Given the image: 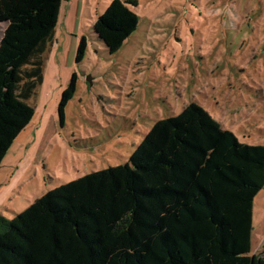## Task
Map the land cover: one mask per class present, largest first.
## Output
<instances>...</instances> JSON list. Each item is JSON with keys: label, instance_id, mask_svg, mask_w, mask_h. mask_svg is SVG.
Returning <instances> with one entry per match:
<instances>
[{"label": "trees", "instance_id": "16d2710c", "mask_svg": "<svg viewBox=\"0 0 264 264\" xmlns=\"http://www.w3.org/2000/svg\"><path fill=\"white\" fill-rule=\"evenodd\" d=\"M111 0L93 30L116 53L138 27ZM62 0H0V165L36 112L43 55ZM86 37L76 60L85 56ZM63 91L59 118L75 94ZM264 188V144L239 141L192 101L158 119L126 163L49 189L12 218L0 214V264H264L251 254L253 204Z\"/></svg>", "mask_w": 264, "mask_h": 264}, {"label": "rangeland", "instance_id": "374dc122", "mask_svg": "<svg viewBox=\"0 0 264 264\" xmlns=\"http://www.w3.org/2000/svg\"><path fill=\"white\" fill-rule=\"evenodd\" d=\"M136 1L138 27L111 54L93 30L111 0H62L44 82L28 101L36 112L0 167L4 182L18 165L0 197L10 218L49 189L126 163L158 119L192 101L239 141L264 144V0ZM74 75L62 124L59 101ZM253 214L256 254L264 248V188Z\"/></svg>", "mask_w": 264, "mask_h": 264}, {"label": "crops", "instance_id": "0c3cea01", "mask_svg": "<svg viewBox=\"0 0 264 264\" xmlns=\"http://www.w3.org/2000/svg\"><path fill=\"white\" fill-rule=\"evenodd\" d=\"M34 117V116H33ZM25 130V129H24ZM24 130H22V131H24ZM21 131V132H22ZM21 132H20V134H21ZM19 134V135H20ZM18 135V136H19ZM18 138V137H17ZM16 138V139H17ZM15 141V140H14ZM14 143V142H13ZM13 145V144H12ZM12 147V146H11ZM11 149V148H10ZM9 152H10V150H9ZM9 152L7 153V154H9ZM6 154V155H7ZM5 155V156H6ZM5 156H4V158H3V160H2V163H1V165L3 164V162H4V159H5ZM1 165H0V167H1ZM16 169H18V165L17 166H15L14 168H12V169H10L9 170V172H8V174H7V176H6V178H5V180H4V182H0V197H1V195H2V189L7 185V184H9L11 181L10 180H12V178H13V176H15V174H16ZM5 201L6 200H4L2 203H5ZM2 203H0V214H3V215H5L6 217H8V218H10V216L11 215H6L7 214V212H9V210L8 209H6V208H4V206H3V204Z\"/></svg>", "mask_w": 264, "mask_h": 264}]
</instances>
